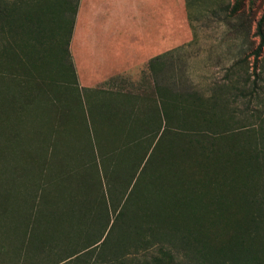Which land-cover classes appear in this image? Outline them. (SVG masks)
<instances>
[{"label":"rangeland","instance_id":"obj_1","mask_svg":"<svg viewBox=\"0 0 264 264\" xmlns=\"http://www.w3.org/2000/svg\"><path fill=\"white\" fill-rule=\"evenodd\" d=\"M0 1V264H52L88 232L104 238L131 189L138 215L153 208L176 230L162 238L184 247L180 264H264V152L251 157L264 151V45L254 54L264 0H161L151 10L167 22L161 64L95 91L77 86L63 51L75 0ZM186 94L201 106L179 120L191 125L164 129L143 167L158 103L174 101L173 116ZM123 223L109 248L133 240Z\"/></svg>","mask_w":264,"mask_h":264},{"label":"crops","instance_id":"obj_2","mask_svg":"<svg viewBox=\"0 0 264 264\" xmlns=\"http://www.w3.org/2000/svg\"><path fill=\"white\" fill-rule=\"evenodd\" d=\"M158 4L161 0H77L67 50L79 88L110 89L106 81L116 75L144 69L143 75L152 72L153 62L161 64L168 34L161 11L151 14Z\"/></svg>","mask_w":264,"mask_h":264},{"label":"trees","instance_id":"obj_3","mask_svg":"<svg viewBox=\"0 0 264 264\" xmlns=\"http://www.w3.org/2000/svg\"><path fill=\"white\" fill-rule=\"evenodd\" d=\"M1 3V1H0ZM76 3L77 0L74 2V7L72 8L71 13V19L69 21L67 32H66V39L64 41V50L67 57H68V43L70 38V33L72 29V24L74 20L75 15V9H76ZM14 4H12V7ZM65 9V8H64ZM9 10V9H7ZM3 18V15H1ZM9 22V18H8ZM264 9L255 25V34L258 37L259 43L256 48V52L254 53L255 56L260 51L261 47L264 45ZM56 48L58 51V42L56 41ZM71 66V65H70ZM74 77V74H73ZM75 80V79H74ZM264 82V78H263ZM192 94H186L182 101H177L178 109L177 113H174L173 116H170L168 113L169 106L174 103V101H166L163 100L158 103V111L159 114L157 115V122H158V130L159 135L157 140L152 145V148L148 152V155L144 160L140 159L138 161V165H141V161L143 160V167L148 164V159L154 155L158 151L159 146V137L163 134L164 129L168 128H174V127H184L186 125H191L189 122H179L180 118H184L185 114L187 112V108L192 105L196 106L198 108H201L200 102H196L192 97ZM113 107V106H112ZM121 113H125L121 112ZM111 114V113H110ZM179 122V124L177 123ZM182 125V126H181ZM196 137L200 135L202 132L200 130H195L193 127H189L187 130ZM260 142L259 144L261 147H264V136H261L259 138ZM91 146V144H90ZM92 153L96 152V146L94 144V147L91 146ZM263 149L259 148L257 150H252L253 156H251L254 160H259V155L263 153ZM98 157V155H96ZM263 160H264V153H263ZM101 177V176H100ZM105 177V185H109L111 182L109 181L108 174L104 175ZM103 178V175H102ZM136 181V180H135ZM134 181V183H135ZM132 184V186L134 185ZM131 186V187H132ZM134 190V188H133ZM108 191V187H107ZM132 189L131 191L125 196L124 200L121 201V203L118 205V208L116 210V215L112 221V223L109 226L108 231L106 232V235L104 238H102L103 231L98 236H95L94 233L88 232L86 234V237L84 238L82 244H80L77 247H74L67 253L66 255L57 258L56 261H54L52 264H180L179 261V252L182 250L185 251L184 247L181 246H173L172 242L168 240H163V236L166 233L168 236L169 233L173 232V228H166L165 226L161 225L159 221V217L155 216V212L153 208H145L146 212L148 213V216L142 212V215L144 216L145 220L142 219V215H138L135 210L132 208ZM96 211H102L103 214H107V205L105 203V200L102 199V201L96 202ZM249 205L257 206L258 210L261 209V206L257 200L250 201ZM90 209L93 210L92 206H90ZM131 209V210H130ZM132 212L133 219L129 222H126V219H128L129 212ZM121 222L123 223V234H128L127 236H132L133 240L130 239V237L126 238L124 237L118 247L115 248H109L110 247V239L108 235L110 232H112L114 229H116L117 225ZM159 222V223H156ZM176 232V230L174 231ZM108 234V235H107ZM125 235V236H126ZM62 238H67L66 234H61ZM129 239V240H127ZM33 240V234H32V228L28 230L26 234V240L24 245V254H23V262H25L28 258H30V254H27L29 251L28 244H31ZM168 241V242H167ZM187 242V237H182L179 239V245H184ZM38 250L41 251L43 249V243H38ZM155 251H151V250ZM27 250V251H26Z\"/></svg>","mask_w":264,"mask_h":264}]
</instances>
